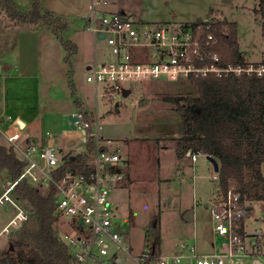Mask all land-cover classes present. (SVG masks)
<instances>
[{"label": "rangeland", "instance_id": "374dc122", "mask_svg": "<svg viewBox=\"0 0 264 264\" xmlns=\"http://www.w3.org/2000/svg\"><path fill=\"white\" fill-rule=\"evenodd\" d=\"M84 1L78 0L79 12L73 11L70 13L72 15L62 18V22L67 24L66 29L60 30L62 23L52 19V29H56L54 34L42 22L32 33L29 26L15 30L11 47H5L14 49V62L17 65H27L24 73L28 76L25 79L13 77L9 81L6 98L9 108L24 113L26 118L30 112L33 117L39 109V115L27 131L31 139L42 145L47 134H53L60 139L58 147L61 146L62 151L68 153L84 148L82 139L61 136L78 131L72 129L69 116L78 111L79 101L83 102V111H87L88 119L95 122V131L100 140L110 141L109 150L118 151L123 158L121 167L124 179L119 182L118 190L111 198L122 206L123 213L130 216L131 225L127 226V231L133 254L139 255L143 251L145 239H153L148 231L155 219L159 220V253L176 255L175 245L195 239L198 249L203 254H210L213 251L211 247L219 245L218 242L212 243L209 211L210 201L218 186L214 176L218 173L206 156L199 155L196 162H192L190 156L177 157L174 138L182 135L183 126L175 105L169 100L196 94L197 89L186 80L176 82L161 78L127 83L129 93L113 102L100 97L96 99L95 87L86 79L87 67L94 64L96 59L99 63L107 62L111 55L107 42L97 39L88 30V22L83 15L91 9ZM107 1L110 10H124L145 24L177 23L187 26L188 23L214 16L212 20L217 23H237L239 47L250 51L247 59L251 62L264 60L262 20L257 14L258 0ZM63 43H68L67 48ZM72 44L77 46L75 50ZM5 47L0 46V55ZM3 100L5 97L0 84V115ZM2 120L0 144L10 147L3 135L10 120L6 116ZM133 136L137 138L131 139ZM8 182L11 183L12 178L1 171L0 195ZM11 197H14V193ZM251 206V215L243 220L244 242V221L247 231L246 245L244 243L247 256L243 257L241 263L255 264V261H260L264 264V202H252ZM190 209H195L194 222L183 219V213ZM14 214L15 210L9 203L0 207V230ZM66 222L68 220L58 221L56 229L59 234L66 231ZM23 228L37 229L36 220L30 219ZM13 237L14 234L3 250V258ZM113 251L115 248L111 246L110 252ZM121 254L117 264H134L128 255Z\"/></svg>", "mask_w": 264, "mask_h": 264}, {"label": "built area", "instance_id": "2783aa9c", "mask_svg": "<svg viewBox=\"0 0 264 264\" xmlns=\"http://www.w3.org/2000/svg\"><path fill=\"white\" fill-rule=\"evenodd\" d=\"M107 0L93 2L88 19V30L97 38L104 35L111 59L95 63L88 68L87 82L94 85L96 99L113 102L128 92L127 83L160 80H186L214 75L217 78L242 74L262 76L264 65L258 67L221 66L220 54L213 51L218 39L204 28L216 24L210 17L182 26L177 23L145 24L133 15L112 12L106 8ZM75 122L84 148L64 153L58 147L53 134H47L40 145L30 135L12 122L15 130L3 132L10 148L24 164L20 177L7 186L0 196V207L9 203L15 215L0 230V264L8 240L24 224L29 222L33 211L22 207L18 198L11 197L17 185L25 181L44 194L55 189V215L66 222V231L59 240L67 250L70 264H117L121 253L128 255L134 264H242L245 255L244 239L238 234L243 209L239 196L229 190L225 195L220 187L219 173L216 194L210 204L213 232L222 239L223 247L213 254L199 252L196 242L180 244L176 255H163L157 251L153 239L143 242V251L134 255L129 243L127 226L130 216L111 196L124 179L123 158L118 151L111 152L110 141L102 142L95 131V122L80 110ZM80 157L74 160V157ZM189 156L192 162L198 154ZM65 167V171L61 172ZM16 197V196H15ZM58 220V221H59ZM114 246L115 251L110 252Z\"/></svg>", "mask_w": 264, "mask_h": 264}, {"label": "trees", "instance_id": "16d2710c", "mask_svg": "<svg viewBox=\"0 0 264 264\" xmlns=\"http://www.w3.org/2000/svg\"><path fill=\"white\" fill-rule=\"evenodd\" d=\"M257 14L262 20L264 37V0H258ZM11 21L36 25L43 21L54 26L51 15H42L38 0L29 15L16 10L13 0H0ZM203 25L202 20L194 26ZM204 26V25H203ZM205 27V26H204ZM54 28V27H53ZM66 25L59 28L66 29ZM218 39L213 48L220 54L221 66L246 67L249 63L239 47L237 23L220 22L204 28ZM56 31V29H55ZM68 43H64L67 48ZM263 64H254L259 66ZM189 84L196 94L169 99L180 116L183 133L174 139L179 159L187 153L212 157L220 164L219 178L222 192L229 190L239 196L243 219L238 234L243 238V220L252 210L246 204L264 202V74L217 78L214 75L191 78ZM24 164L10 147L0 144V172L7 170L12 180L20 177ZM65 171V167L61 172ZM15 196L33 211L37 229L23 228L14 232L4 264H70L67 250L59 240L56 229L59 218L55 215V189L42 193L27 182H20ZM23 228V229H22ZM148 234L154 245L160 242L159 220L151 222Z\"/></svg>", "mask_w": 264, "mask_h": 264}, {"label": "crops", "instance_id": "0c3cea01", "mask_svg": "<svg viewBox=\"0 0 264 264\" xmlns=\"http://www.w3.org/2000/svg\"><path fill=\"white\" fill-rule=\"evenodd\" d=\"M94 1H98V0H85L84 1V4L87 5V6L90 5V9H91V10H89V12H87L85 15H83L84 17H86L87 22H88V19L90 17V14H91ZM13 2L15 4L16 10L19 13L25 14V15H29L32 12V10H33V6H34V3H35V0H13ZM38 2H39V5H40V11H41L42 15L49 14V15H51V18H53L54 20L56 19V20L60 21L63 25H66V27H67V24L62 22V18L63 17H67L69 15H72L70 13H72L73 11H77V12L80 11V3L78 2V0H38ZM85 2H87V3H85ZM99 9H109V11H112V10H110L109 5L106 8L100 7ZM112 12H115V11H112ZM121 12L125 13L124 10L121 11ZM0 14H1L0 15V46H4V47L5 46L11 47L10 43H11V40L13 39V37H14L15 30L20 29L22 26H29L30 27V33H32L33 31H36L38 29L36 27L39 25V23H41V22L44 23L43 21H40L36 25H31L29 23H18L17 21L13 22L7 16V14H6L4 8L1 6V4H0ZM6 20H7L8 23H6ZM44 26L48 27V29L51 28L50 30H52V33L54 34L55 31H53L54 29H52L53 28L52 26H49V25H46V24H44ZM34 28L36 30H34ZM12 30H13V32H12ZM238 30H239V26H238ZM97 39H99V38H97ZM239 39H240V36H239ZM63 45H64V43H63ZM73 46H74L73 50H75V48L77 46H75V45H73ZM9 47L8 48L5 47L4 52L0 55V84L2 85V91H3L4 97H5V100H3V107H2V112H1L2 114L0 115V124L3 121L2 120L3 116H6L7 118H9V120H10L9 127L5 131L8 132V133H11V132H13L15 130V126L11 125L12 122L15 121L14 124H18L19 125L18 121L20 120V121H22L25 124V127H22L19 130H24L25 132H27L28 129H29V126L36 119V116L39 115L40 112H38L39 111V109H38L36 114L33 117L30 116L31 115V112H30V114L26 118L24 116V113L23 114L19 113V112L17 113V112H14L13 110H11L9 108L8 101L6 99L8 97L7 96V92H8L7 85L9 84V81L13 80V77L14 78L15 77H19V78L21 77L22 79H25L28 76L27 73H24L27 70V65L26 64L25 65H20V66H19V64L17 65L16 62H14L15 61V56H16L15 55V51H13L14 50L13 48H12L13 49L12 50ZM11 51H13L14 53L11 52ZM71 52H73V51H71ZM241 52H242L245 60H247L246 61L247 63L253 64V63H258V62L262 63L263 62V60L258 61V62H254V61L251 62V61H249L247 59L248 58L247 56L250 55V51H246V50L242 49ZM95 63H99L97 61V59L95 60L94 64ZM90 66L91 65H89L87 67V70H88V68ZM11 73H14V75H10ZM129 90H128L127 94L129 93ZM95 94H96V90H95ZM95 98H96V95H95ZM79 102H80V106H79L80 108H78L77 112L70 114V116L71 115L74 116L80 110H82V111L84 110V103L81 102V101H79ZM84 112L86 113L87 111H84ZM89 113H90V111H89ZM19 127H21V126L19 125ZM27 133H29V132H27ZM69 135L83 140V138L81 137V134L79 133V131H73L72 133H63L61 136H62V138L63 137L66 138L67 136L69 137ZM181 136H179V137H181ZM179 137H177V138H179ZM133 138L136 139L137 136L131 137V139H133ZM177 138H174V139H177ZM158 139H166V138L159 137ZM44 142L45 141H43L42 143H44ZM4 146L8 148V146H6V145H4ZM63 147H65V146H63ZM175 147H176V145H175ZM186 156H189V153H187ZM122 164H124V162H122ZM4 173L9 175L7 170H4V172L2 171V174H4ZM263 175H264V166H263ZM9 183L10 182H8L7 184L9 185ZM215 194H216V192H214L213 197H212V199L210 201V204H211ZM14 198H17V197L14 196ZM18 203L20 204V200L19 199H18ZM251 205H252V203H248V205L246 204V206L253 211V207ZM20 206L26 207L25 204H23V203H22V205L20 204ZM209 207H210V205H209ZM15 213H16V210H15ZM195 217H196L195 216V209H190V210H187L186 212L183 213V219L185 221H187V222H194ZM130 225H131V221H130ZM244 230H245V242L244 243L246 245L247 231H246V228H245V221H244ZM212 238H213V242L212 243L218 242L219 245H217V246L214 245L213 247H211V249L213 251L210 254H213L215 250H218L219 248L221 249V247H223L222 239L216 237L214 232H213V224H212ZM192 242H195V239L194 240H189L188 242H181V243L175 245V249L176 250L174 252L178 253L177 248H178V246L180 244H189V243H192ZM199 252L202 253L200 250H199ZM171 255L172 254H169L167 256H171ZM244 256H247L246 252H245ZM243 257H242V259H243ZM242 259H241V261H242Z\"/></svg>", "mask_w": 264, "mask_h": 264}, {"label": "water", "instance_id": "95a60500", "mask_svg": "<svg viewBox=\"0 0 264 264\" xmlns=\"http://www.w3.org/2000/svg\"><path fill=\"white\" fill-rule=\"evenodd\" d=\"M99 39H104V35H100V36H99ZM125 95H127V92L125 93ZM69 120H70V122H71V127H72V129H73V130H76L77 127H76V125H75V122L78 121V116H73V115H71V116H69ZM18 123H19V125H20L21 127H25V124H24L22 121L19 120ZM79 157H80V155L75 156V157H74V160L78 159ZM207 160H209V162L213 165L214 170L218 173L219 170H220L219 163H218L214 158L209 157V156L207 157ZM255 264H262V263H261L260 261H255Z\"/></svg>", "mask_w": 264, "mask_h": 264}]
</instances>
